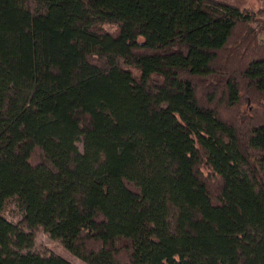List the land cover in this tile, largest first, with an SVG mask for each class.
<instances>
[{
    "label": "trees",
    "instance_id": "obj_1",
    "mask_svg": "<svg viewBox=\"0 0 264 264\" xmlns=\"http://www.w3.org/2000/svg\"><path fill=\"white\" fill-rule=\"evenodd\" d=\"M264 264V8L0 0V264Z\"/></svg>",
    "mask_w": 264,
    "mask_h": 264
},
{
    "label": "rangeland",
    "instance_id": "obj_2",
    "mask_svg": "<svg viewBox=\"0 0 264 264\" xmlns=\"http://www.w3.org/2000/svg\"><path fill=\"white\" fill-rule=\"evenodd\" d=\"M240 8H250L259 10L264 8V0H224ZM30 251L40 256L55 255L69 261L71 264H85L78 258L71 255L58 241L52 240L46 233L38 229L34 234V242L30 249L21 252Z\"/></svg>",
    "mask_w": 264,
    "mask_h": 264
}]
</instances>
